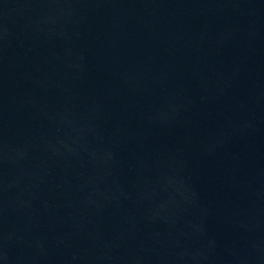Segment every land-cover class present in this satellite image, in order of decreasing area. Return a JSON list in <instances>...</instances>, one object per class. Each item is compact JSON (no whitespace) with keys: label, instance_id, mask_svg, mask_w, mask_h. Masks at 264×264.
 Listing matches in <instances>:
<instances>
[{"label":"water","instance_id":"1","mask_svg":"<svg viewBox=\"0 0 264 264\" xmlns=\"http://www.w3.org/2000/svg\"><path fill=\"white\" fill-rule=\"evenodd\" d=\"M0 264H264V0H0Z\"/></svg>","mask_w":264,"mask_h":264}]
</instances>
